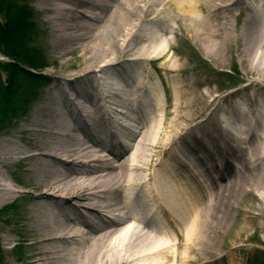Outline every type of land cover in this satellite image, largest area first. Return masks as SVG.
I'll return each instance as SVG.
<instances>
[{
  "label": "bare ground",
  "instance_id": "6f19581e",
  "mask_svg": "<svg viewBox=\"0 0 264 264\" xmlns=\"http://www.w3.org/2000/svg\"><path fill=\"white\" fill-rule=\"evenodd\" d=\"M39 2L54 57L81 67L51 73L0 137V209L15 210L0 224L3 264H130L152 248V264H221L211 254L236 222L264 225L263 205H241L250 192L264 203V0ZM190 48L224 65L259 61L246 108L230 104L237 135L219 115L224 97L189 76ZM158 61L175 79L163 110ZM124 120L137 124L127 146L110 129ZM155 213L176 226L175 253L154 247ZM12 243L24 252L9 261Z\"/></svg>",
  "mask_w": 264,
  "mask_h": 264
},
{
  "label": "rangeland",
  "instance_id": "374dc122",
  "mask_svg": "<svg viewBox=\"0 0 264 264\" xmlns=\"http://www.w3.org/2000/svg\"><path fill=\"white\" fill-rule=\"evenodd\" d=\"M23 4L28 10L33 14L34 25L36 30L32 34L33 39V47L35 46V56L37 58H44L45 61H40V64H45V71L43 72V81H36L35 84L29 83L26 79L21 78V75H18L20 82L23 83L21 89H18L15 98L13 99V110L17 108L16 114H12L10 110V114L12 117H7L6 121L3 123V126L0 128V137L6 136L10 131H12L15 127L17 122H22L29 114L30 111L33 109L35 105H37L38 101H40L44 97V90L49 86V79L51 77V73L62 72L65 74L77 73L80 69V65H78L79 58H75V55H69L70 62L62 66L60 59L54 57L52 48H51V28L49 27L48 22V14L44 13L39 6V0H17V4ZM1 17V16H0ZM176 48V47H175ZM174 48V49H175ZM187 49L186 43L183 41H179L177 47V54H183L184 51ZM187 56L184 57L185 66L187 67V71L189 76H199L205 82H209L206 86H202V89L207 90L211 88L213 91V96H223V101L219 104L220 110L225 109L232 101L237 102L239 105L241 104L243 107H246L245 97L253 96L254 89H246L247 85L250 83L249 81L256 78V68L259 67V61L257 59L254 60V64L252 68L247 69V66L242 64L237 56L234 55L226 65L220 64L218 61L217 63L212 60L201 59V54L198 50H193L190 48L187 52ZM3 61L6 60L5 57ZM157 65L156 70L165 72L162 69V65L160 62L155 63ZM245 66V67H244ZM62 67V68H61ZM254 68V69H253ZM233 71L237 70L236 72L229 73L230 70ZM155 71V70H154ZM151 74L153 76V82L161 87V94H164L163 90L166 92L167 95L170 94V90H168V86L174 87V81L168 75L172 76L170 73L167 75L162 74L163 77L162 81L164 89L161 86L159 77L156 76V73ZM156 72V71H155ZM259 74V72H258ZM168 76L170 80H166L165 78ZM237 81H240V91L236 93L239 95L230 94V90L227 91L225 88L233 83L237 84ZM210 85V86H209ZM164 97V95H163ZM165 98V97H164ZM252 105H255V99H252ZM239 130H237V133ZM253 192H250L249 195L245 198V203L241 205H246L249 203L250 205H255L260 207L263 205L261 200H258V196ZM15 210L11 208L9 210H2L0 209V224L3 221L5 224L7 221L5 219L10 218L13 216ZM2 220V221H1ZM0 238H1V231H0ZM227 246L225 250H216L218 255H221L224 260L220 261L221 264H264V225L261 221L257 220L255 223H248L247 226L243 227L242 223L236 222L233 229L229 231V234L226 236ZM14 243H12L9 247L12 248ZM13 254H10L6 257L9 261L15 259L16 257L22 256L24 249L23 246L16 247L12 249ZM5 256L0 249V264H3ZM16 263V262H15Z\"/></svg>",
  "mask_w": 264,
  "mask_h": 264
},
{
  "label": "trees",
  "instance_id": "16d2710c",
  "mask_svg": "<svg viewBox=\"0 0 264 264\" xmlns=\"http://www.w3.org/2000/svg\"><path fill=\"white\" fill-rule=\"evenodd\" d=\"M0 52L6 54L12 62L0 66L7 72V79L3 82L0 72V128L13 110V99L21 89L23 83L18 79L21 67L43 68L38 64L41 57L35 56L32 34L36 30L33 14L17 0H0ZM35 82L34 77H25Z\"/></svg>",
  "mask_w": 264,
  "mask_h": 264
}]
</instances>
